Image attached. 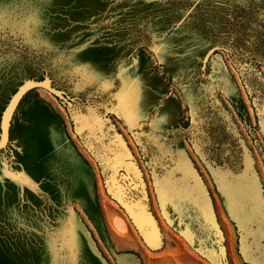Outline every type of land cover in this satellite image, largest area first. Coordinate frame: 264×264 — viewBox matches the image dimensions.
<instances>
[{
	"label": "rangeland",
	"instance_id": "374dc122",
	"mask_svg": "<svg viewBox=\"0 0 264 264\" xmlns=\"http://www.w3.org/2000/svg\"><path fill=\"white\" fill-rule=\"evenodd\" d=\"M30 82L61 92L38 87L87 142L78 114L126 111L161 235L145 242L105 194L87 211L38 196L0 227V264H264V0H0L1 146ZM173 97L180 120L154 132Z\"/></svg>",
	"mask_w": 264,
	"mask_h": 264
},
{
	"label": "crops",
	"instance_id": "0c3cea01",
	"mask_svg": "<svg viewBox=\"0 0 264 264\" xmlns=\"http://www.w3.org/2000/svg\"><path fill=\"white\" fill-rule=\"evenodd\" d=\"M118 106L121 108L119 101ZM180 108L178 98L168 100L153 119L151 130L157 133L173 127L180 120ZM119 110L122 121L95 110L78 114L79 123L84 120L87 129L98 131V138L87 142L81 135L83 127L72 128L56 98L41 88L28 91L14 111L6 144H0V227L13 225L17 212L26 218L29 203L32 205L38 196H56L59 203L71 202L87 211L99 210L98 195L105 194L126 211L145 242L157 243L159 224L152 221L148 232L144 221L147 174L126 134V111ZM141 110L142 116L146 115L147 110ZM104 164H109L112 172H107ZM82 196L90 198L83 200ZM88 202L93 205L86 206Z\"/></svg>",
	"mask_w": 264,
	"mask_h": 264
},
{
	"label": "bare ground",
	"instance_id": "6f19581e",
	"mask_svg": "<svg viewBox=\"0 0 264 264\" xmlns=\"http://www.w3.org/2000/svg\"><path fill=\"white\" fill-rule=\"evenodd\" d=\"M213 53V51H212ZM33 83V82H32ZM32 83H28L24 86V88L20 91V93L15 97V99L13 100L10 108L8 109L7 113H5V118H4V123H3V142L5 143L6 140L8 139V122L11 120V117L13 116L14 110L16 108V106L18 105L20 99L28 92L30 91L33 87L38 86V87H46L45 89L47 90L49 88L50 85L48 84H32ZM35 83H39V82H35ZM17 93V92H16ZM15 93V94H16ZM14 94V96H15ZM14 96L11 98H14ZM10 101V102H11ZM118 224H122L121 222H119ZM121 227V226H120Z\"/></svg>",
	"mask_w": 264,
	"mask_h": 264
},
{
	"label": "water",
	"instance_id": "95a60500",
	"mask_svg": "<svg viewBox=\"0 0 264 264\" xmlns=\"http://www.w3.org/2000/svg\"><path fill=\"white\" fill-rule=\"evenodd\" d=\"M217 50H218V49H214V50H213V53H214L215 51H217ZM30 83H32V82H30ZM27 84H28V83H27ZM32 84H46V83H44V82H39V83H35V82H33ZM25 85H26V84H25ZM25 85H23L22 87L19 88V90H18L17 93L15 94L14 98H13L12 101L10 102V104H9V106H8V108H7V111H8V109L10 108V106H11L13 100L15 99V97L20 93V91L24 88ZM34 88H38V86H35V87H33L32 89H34ZM42 88H46V87H42ZM47 90L53 92L56 96L62 97V96H61V92H59V91H57V90L51 88L50 86H49V88H48ZM7 111H6V113H7ZM4 116H5V115H4ZM4 118H5V117H4ZM3 121H4V120H3Z\"/></svg>",
	"mask_w": 264,
	"mask_h": 264
}]
</instances>
